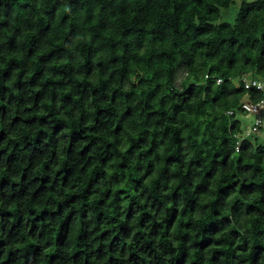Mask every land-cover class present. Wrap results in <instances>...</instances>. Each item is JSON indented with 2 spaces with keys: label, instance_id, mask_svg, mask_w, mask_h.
I'll return each mask as SVG.
<instances>
[{
  "label": "clouds",
  "instance_id": "9594fccd",
  "mask_svg": "<svg viewBox=\"0 0 264 264\" xmlns=\"http://www.w3.org/2000/svg\"><path fill=\"white\" fill-rule=\"evenodd\" d=\"M0 5V264H264V0Z\"/></svg>",
  "mask_w": 264,
  "mask_h": 264
},
{
  "label": "trees",
  "instance_id": "16d2710c",
  "mask_svg": "<svg viewBox=\"0 0 264 264\" xmlns=\"http://www.w3.org/2000/svg\"><path fill=\"white\" fill-rule=\"evenodd\" d=\"M197 2L198 3H203V0H197ZM0 7H3V5H0ZM12 11H13V6L11 5V4H8L7 5V14L9 15V16H11V14H12ZM203 31V30H202ZM225 42H227V41H225ZM232 46H235V44L237 43V41H235V40H233L232 42ZM213 47H215V45H213ZM219 49H217V51H218ZM11 75V69L8 71V72H6L5 73V78H7L8 76H10ZM31 123H35V121H32ZM41 123H46V121H41ZM56 131L57 132H59V127L56 129ZM43 133L41 134V136L43 137ZM3 139V137H0V140H2ZM43 142V140L42 139H40V140H37V145H39V144H41ZM225 143H227V141L225 142ZM245 143H247V142H245ZM27 148L28 149H33V152H34V155H33V160H35L36 159V156L37 155H40V154H42V152L40 151V149L39 148H33V145L32 144H28L27 145ZM262 151H264V149H262ZM3 155H4V153H0V161H2V157H3ZM18 159V157L15 155V154H13L11 157H9V159H8V161H7V163L9 164V166H10V170H11V165L16 161ZM225 163H227L226 161H225ZM25 180L27 181V175L25 176ZM49 180H50V178H45L44 179V181H43V183L46 185L48 182H49ZM36 182H38V181H33V183H36ZM8 185H9V181L7 180V179H5L3 182H2V184H0V195H5L6 193H4L3 192V190L4 189H7L8 188ZM12 187L13 188H17V187H20V186H18V185H12ZM30 187V185H27V184H25V186L21 189V191L19 192V193H17V196H19L20 198H23L25 195H27V193H28V188ZM253 187H255V186H253ZM246 190H247V188H246ZM43 191H45V189L44 188H41L40 190H38L37 192H36V196H39L40 194H41V192H43ZM222 196H225V195H227V190H222ZM16 198V196H13V199H15ZM63 208H64V206L62 205L61 206V213L63 212ZM49 213L48 212H45L41 217H37V220L39 221V220H41V219H47V218H49ZM132 215H133V213L130 211V213H129V221L132 219ZM217 215H218V213H217ZM9 216H11V213H7V214H3V218L5 219V227H7V218L9 217ZM55 216H56V214L55 213H53V214H51V218L54 220L55 219ZM87 217V213L85 212V218ZM151 217H148V216H146L145 218H144V221L145 222H147V220H149ZM69 219H71V218H69ZM105 219V217H104V215L103 214H101L100 215V217H99V220L102 222L103 220ZM23 223V215L21 214V216H20V218H19V224H22ZM223 223H229V221H227V220H225ZM19 224L17 225V226H19ZM159 227V226H158ZM169 227H171V223L169 224ZM222 227H223V224L222 223H220V222H212V223H210L209 225H207V227L204 229V231H205V233L206 234H211V235H215L216 233H218L221 229H222ZM65 228H67V224L65 225ZM14 231H15V228H14ZM33 231H35V228L33 229ZM129 231H130V229L128 228V226L127 225H124V226H122V228H121V232L124 234V235H127L128 233H129ZM154 234H155V232H154ZM107 235H109L108 233H106L105 234V236L107 237ZM235 235H238V234H235ZM119 237H117L116 238V241H119ZM63 240H64V237L62 236L61 237V240H60V243L62 244L63 243ZM214 241L212 240V239H208V238H206L203 242H202V244L200 245V247L203 249V248H206V247H208V246H210L212 243H213ZM115 243L116 242H114V247H115ZM102 251V250H101ZM261 251H264V249H261V248H257V258L259 257V253L261 252ZM219 255H222V253H218V256ZM133 259H136L135 257H133ZM215 259V258H214ZM180 264H183V261H181L180 262Z\"/></svg>",
  "mask_w": 264,
  "mask_h": 264
},
{
  "label": "rangeland",
  "instance_id": "374dc122",
  "mask_svg": "<svg viewBox=\"0 0 264 264\" xmlns=\"http://www.w3.org/2000/svg\"><path fill=\"white\" fill-rule=\"evenodd\" d=\"M262 115H264V114H262Z\"/></svg>",
  "mask_w": 264,
  "mask_h": 264
}]
</instances>
